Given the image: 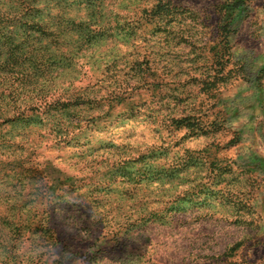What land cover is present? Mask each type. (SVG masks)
Instances as JSON below:
<instances>
[{
  "label": "clouds",
  "instance_id": "9594fccd",
  "mask_svg": "<svg viewBox=\"0 0 264 264\" xmlns=\"http://www.w3.org/2000/svg\"><path fill=\"white\" fill-rule=\"evenodd\" d=\"M214 3L0 0V264L63 254L69 198L130 243L184 203L190 224L264 235V54L207 23Z\"/></svg>",
  "mask_w": 264,
  "mask_h": 264
},
{
  "label": "rangeland",
  "instance_id": "374dc122",
  "mask_svg": "<svg viewBox=\"0 0 264 264\" xmlns=\"http://www.w3.org/2000/svg\"><path fill=\"white\" fill-rule=\"evenodd\" d=\"M191 4L200 5L201 0H191ZM214 7L218 13L215 16L205 9L208 24H218L226 38L233 37L235 46L264 54V0H215ZM56 164L70 174L76 171L63 161ZM64 203L68 205L63 213L64 231L52 233L63 254L53 248L50 264H182L178 257L189 250L195 254L205 245L220 250V255L214 257L220 264H264V235L250 230L248 238L240 240L227 231L216 234L213 229L190 224L187 203L176 210L179 214L169 217V227L156 224L145 230L136 243H130L115 223L109 231L102 217L92 216L85 222L74 211L71 198ZM79 203L88 206L87 200Z\"/></svg>",
  "mask_w": 264,
  "mask_h": 264
}]
</instances>
